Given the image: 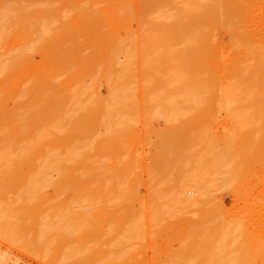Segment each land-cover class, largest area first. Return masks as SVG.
Instances as JSON below:
<instances>
[{"label": "rangeland", "instance_id": "rangeland-1", "mask_svg": "<svg viewBox=\"0 0 264 264\" xmlns=\"http://www.w3.org/2000/svg\"><path fill=\"white\" fill-rule=\"evenodd\" d=\"M0 33V264H264V0H0Z\"/></svg>", "mask_w": 264, "mask_h": 264}, {"label": "bare ground", "instance_id": "bare-ground-1", "mask_svg": "<svg viewBox=\"0 0 264 264\" xmlns=\"http://www.w3.org/2000/svg\"><path fill=\"white\" fill-rule=\"evenodd\" d=\"M9 16H10V15H8V17H9ZM43 24H44V23H43ZM45 25H47V24H45ZM45 25H44V26H45ZM44 26H42V29H43V32H45V33L40 32V33H42V34H46V32L49 30V29H48V26H49V25H48L47 27H44ZM45 28H47V29H45ZM37 33H38V32H37ZM0 35H1V33H0ZM2 35H3V34H2ZM2 35H1V36H2ZM39 35L42 36L41 34H39ZM1 36H0V37H1ZM21 53H22V52H21ZM21 53H19V54H21ZM127 55H128V54H127ZM16 56H17V55H16ZM17 58H18V57H17ZM20 58H21V57H19V59H20ZM16 60H17V59H16ZM129 60H130V59H129ZM12 62H13V61H12ZM129 62H130V61H129ZM3 63H4V62H3ZM10 63H11V62H10ZM121 63H125V62H122V61H121ZM13 64H15V63H13ZM125 64H127V63H125ZM125 64H123V65H125ZM0 65H1V64H0ZM123 65H122V66H123ZM1 66L4 67L5 65H1ZM1 66H0V67H1ZM14 66H15V65H14ZM118 66H120V65L118 64ZM3 67H1V68H3ZM123 67H124V66H123ZM7 68H11V65H9V67H7ZM125 69H126V68H125ZM1 70H2V69H1ZM123 70H124V69H123ZM115 77H116V76H115ZM121 77H122V76H121ZM121 77L119 76L118 78H121ZM108 79H109V77H108ZM115 80H119V79H116V78L113 79V81H115ZM120 80H121V79H120ZM121 81H122V80H121ZM116 82H120V81H116ZM230 82H231V81H230ZM114 83H115V82H114ZM124 83L127 84L126 82H124ZM124 83H122L120 86L118 85L119 88H117V89H121V87H123V86H124L123 88H126L125 85H124ZM130 84H131V83H130ZM128 85H129V84H128ZM128 85H127V86H128ZM228 85H229V84H228ZM228 85H227V86H228ZM130 87H131V86H130ZM127 88L129 89V87H127ZM85 89H86V88H85ZM106 89H107V88H106ZM109 89H110V88H109ZM117 89H116V90H117ZM122 90H124V89H122ZM252 90H253V89H252ZM117 91L120 92V90H117ZM128 91H129V90H128ZM123 92H126V91H123ZM74 93H75V92H74ZM224 93H225V92H224ZM233 93H234V92H233ZM247 93H249V92H247ZM78 94H79V93H78ZM78 94H77L76 96H77V97H80V96H78ZM108 94H111V93H109V91H108ZM108 94H106V96H105L107 100H108V97H107ZM112 94H113V93H112ZM122 94H123V93L120 92V93H119V96H122ZM249 94H250V93H249ZM115 95H117V94H115ZM126 95H128V93H125V95L123 94V96L120 97V98H119V96H118V98H119L118 100L122 101V98H123V97H127V99H126V104H124L123 102H121V104L123 103V105L128 106V105H127V102H128L127 100L130 101L131 99H130V96H129V95H128V96H126ZM225 95H226V94H225ZM227 95H228V94H227ZM232 95H233V94H232ZM111 96H114V95H111ZM19 97H21V96H19ZM109 97H110V96H109ZM233 97H234V96H233ZM246 97L248 98V97H251V96H247V95H246ZM116 98H117V97H115L114 99H116ZM247 98H246V99H247ZM74 99H76V98H74ZM94 99H95V97L93 98L92 101H94ZM101 99H102V98H101ZM106 99H103V101L105 102ZM109 99H111V97H110ZM123 99H125V98H123ZM226 99H227V98H225V100H226ZM229 99H230V98H229ZM107 100H106V101H107ZM111 100H112V99H111ZM111 100H110V102L107 101V104H106V105H108V103H109V105H111L110 103L113 102V101L111 102ZM116 100H117V99H116ZM231 100H232V99H231ZM231 100H230L229 102H231ZM78 101H79V100H78ZM227 101H228V100H227ZM97 102H98V103H99V102L102 103V101H100V100H98ZM132 102H133V101H132ZM77 103H78V102H77ZM93 103H96V102H93ZM101 103H100V104H101ZM115 103H117V101H116ZM134 103H135V102H134ZM134 103H133V104H134ZM223 103H225V102H223ZM232 103H233V102H232ZM118 104H119V103H118ZM118 104H117V106H118ZM79 105H80V104H79ZM106 105L103 103V110H102V111H104V113H105V111H106V110H104V109H105L104 107H105ZM109 105H108V106H109ZM224 105H225V104H224ZM93 106H94V105H93ZM108 106H106V107L109 108ZM117 106H116V105L113 106V107H115L114 109H112V107H110V110L112 109L113 111H117V112H118L119 109H120V107H121V108H122V111H124V110H123V106H118V107H117ZM227 107H228V106H227ZM116 108H117V110H115ZM118 108H119V109H118ZM127 108H128V107H127ZM99 109H101V108H99ZM126 110H128V109H126ZM126 110H125V111H126ZM99 111L101 112V110H99ZM108 111H109V110H108ZM113 111H109V112H108V113H110V117H114V115L112 116V114H111V113H114ZM125 111H124V113L127 115V113H126ZM97 112H98V111H97ZM100 112L97 113V116H98V114H100ZM121 113H122V112H121ZM106 114H107V113L103 114V117L106 116ZM114 114H115V116H117V113H114ZM122 114H123V113H122ZM119 115H120V116H123V115H121V114H119ZM233 115H234V114H233ZM237 115H238V114H237ZM237 115H235V118H233L234 116H233L232 118H233V119H236V118H237ZM101 116H102V115H101ZM108 116H109V115H108ZM120 116H119L118 118H120ZM98 117H100V116H98ZM98 117H97V119H98ZM124 117H125V116H124ZM131 117H132V116H131ZM239 117H241V115H240ZM114 118L116 119V117H114ZM101 119H102V118H101ZM107 119H110V120H107V121L114 120L113 118H109V117H107ZM134 120H136V119H134ZM238 120H240V118H238ZM107 121H106L105 124H107ZM117 121H118V120H117ZM119 121H121V120H119ZM119 121H118V122H119ZM103 122H104V121H102L101 123H103ZM114 123H115V124H118V123H116V122H114ZM119 123H120V124H118V125H121V122H119ZM122 123H123V122H122ZM110 125L113 126V122H111ZM110 125H107V126H110ZM123 125H124V124H123ZM101 126H102V125H101ZM114 126H116V125H114ZM121 127H122V125H121ZM123 127H124V126H123ZM110 128H111V127H110ZM115 128H119V126H118V127H115ZM115 128L112 127L111 130L114 131ZM54 130H56V129H54ZM107 130H109V129H107ZM119 130H123V129L121 128V129H119ZM119 130L117 129V132H112V134H114V133L118 134V133H119V132H118ZM115 131H116V130H115ZM123 131H124V130H123ZM126 131H128V130H126ZM42 132H43V131H42ZM45 132H46V131H45ZM108 132H109V131H108ZM47 133H48V132H47ZM120 133H122V131H120ZM103 134H105V133H103ZM39 135L41 136V135H43V133H42V134L39 133ZM46 135H47V134H46ZM46 135H44V136H46ZM44 136H43V137H44ZM116 136H117V135H116ZM118 136L120 137V135H118ZM38 137H39V136H38ZM44 138H45V137H44ZM37 139H40V138H37ZM106 139H107V137H106ZM107 140H108V139H107ZM104 141H105V140H104ZM33 145H34L33 143H32V146H31V144H30V146H31L32 149H33ZM108 145H109V144H108ZM26 146H28V148H29V145H26ZM34 146H35V145H34ZM106 147H107V146H106ZM26 148H27V147H26ZM108 148H109V146H108ZM119 149H120V148H119ZM31 151H32V150H31ZM72 151H73V150H72ZM72 151H71V152H72ZM23 153H25V152H23ZM27 153H29V152L27 151ZM71 154H72V153H70V155H71ZM73 154H74V152H73ZM68 156H69V155H68ZM70 157H72V156H70ZM1 160H2V159H1ZM0 163H1V162H0ZM94 164H95V163H94ZM1 165L3 166V164H1ZM42 166H44V165H42ZM42 166H41V167H42ZM101 166H102V165H101ZM46 167H47V166H46ZM100 168H101V167H100ZM116 168H117V167H116ZM116 168H115V170H116ZM108 169H109V168H108ZM113 169H114V168H113ZM106 170H107V169H106ZM108 172H109V171H108ZM109 174H110V173H109ZM109 174H108V175H109ZM110 175H111V174H110ZM113 177H114V176H111V178H113ZM113 179H116V178L114 177ZM113 179H109V178H108L107 180H109V182H110V180H113ZM116 181H117V180H115V183H114V184H116V185L119 184V183L122 184V182H120V181L116 182ZM111 184H112V183H111ZM121 186H122V185H121ZM104 187H106V186H104ZM118 187H119V186H118ZM118 187H116V188H118ZM113 188H114V187H113ZM106 189H107V188H106ZM109 189H110V188H109ZM119 189H121V188H119ZM119 189H118V190H119ZM122 189H123V188H122ZM113 190L115 191V189H113ZM118 190H117V193H116L117 195L123 192V190H119V191H121V192H119ZM111 193H113V192L111 191ZM114 194H115V193H113L112 195H114ZM120 195H123V193L120 194ZM120 195H118V196H120ZM118 196H117V197H118ZM114 197H115V196H114ZM112 199H113V198H112ZM0 212H1V211H0ZM3 212H4V210H3ZM4 214H5V213H4ZM1 215H3V214H1ZM3 216H6V214L3 215ZM58 216H60V215H58ZM1 217H2V216H1ZM2 218H3V217H2ZM6 221H7V220H6ZM1 222H3V221H1ZM1 222H0V223H1ZM4 223H5V222H4ZM5 225H6V224H3V226H5ZM8 226H9V225H8Z\"/></svg>", "mask_w": 264, "mask_h": 264}]
</instances>
